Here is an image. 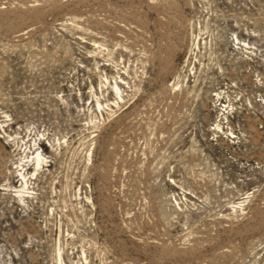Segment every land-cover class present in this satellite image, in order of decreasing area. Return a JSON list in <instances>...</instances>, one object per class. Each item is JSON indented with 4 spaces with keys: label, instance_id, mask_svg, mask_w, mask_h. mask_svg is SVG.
Listing matches in <instances>:
<instances>
[{
    "label": "rangeland",
    "instance_id": "rangeland-1",
    "mask_svg": "<svg viewBox=\"0 0 264 264\" xmlns=\"http://www.w3.org/2000/svg\"><path fill=\"white\" fill-rule=\"evenodd\" d=\"M0 264H264V0H0Z\"/></svg>",
    "mask_w": 264,
    "mask_h": 264
}]
</instances>
